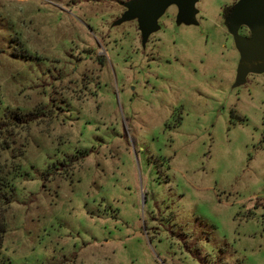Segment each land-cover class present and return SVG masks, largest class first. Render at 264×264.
<instances>
[{
  "label": "rangeland",
  "instance_id": "rangeland-1",
  "mask_svg": "<svg viewBox=\"0 0 264 264\" xmlns=\"http://www.w3.org/2000/svg\"><path fill=\"white\" fill-rule=\"evenodd\" d=\"M239 1L172 0L144 42L121 0H0V132L40 175L7 264H264V69L237 83L248 27L219 18Z\"/></svg>",
  "mask_w": 264,
  "mask_h": 264
},
{
  "label": "water",
  "instance_id": "water-1",
  "mask_svg": "<svg viewBox=\"0 0 264 264\" xmlns=\"http://www.w3.org/2000/svg\"><path fill=\"white\" fill-rule=\"evenodd\" d=\"M172 0H132L124 7L126 10L114 25H123L131 20H138L142 39L160 31L158 17L165 12L167 4ZM179 7V18L192 19L196 17L195 4L197 0H175ZM234 26L248 27L250 37L238 40L240 63L235 70L237 83L246 81L250 74L264 69V0H240L233 11L230 21ZM163 28V27H161Z\"/></svg>",
  "mask_w": 264,
  "mask_h": 264
},
{
  "label": "trees",
  "instance_id": "trees-1",
  "mask_svg": "<svg viewBox=\"0 0 264 264\" xmlns=\"http://www.w3.org/2000/svg\"><path fill=\"white\" fill-rule=\"evenodd\" d=\"M44 111L45 108L43 109V114H45ZM43 114L40 113L39 115L37 112L36 114L32 112L26 114L12 112L9 114L8 120L10 123L20 122L21 125H27L34 120H38ZM3 118L7 119V114H4ZM0 127H2V124H0ZM9 128L14 130L11 126ZM10 129L0 132V264H7L2 253V247L9 228L8 213L12 204L15 203L17 182L28 177V172L31 169L37 174V170L33 169V167L29 168L30 170L24 169L22 160L25 154V147L15 146V136L8 132L12 131ZM37 175L40 177L39 174Z\"/></svg>",
  "mask_w": 264,
  "mask_h": 264
},
{
  "label": "flooded vegetation",
  "instance_id": "flooded-vegetation-1",
  "mask_svg": "<svg viewBox=\"0 0 264 264\" xmlns=\"http://www.w3.org/2000/svg\"><path fill=\"white\" fill-rule=\"evenodd\" d=\"M130 1H132V0H121V3L120 2H118V3H120L123 6L124 4H126V3L130 2ZM124 11H123V13H124ZM233 11H234V9H233L232 6L223 7L222 10H221V13H220L219 18H221V21H224L226 24H229L230 23L229 21H230L231 17L233 16ZM250 35L251 34H250V32L248 31V28H247V30L245 32V36L249 38ZM235 50H236V48H235ZM201 64L203 65V62L202 61H201ZM236 70H237V66H236ZM234 72H235V70H234ZM249 78H251V77H249Z\"/></svg>",
  "mask_w": 264,
  "mask_h": 264
}]
</instances>
